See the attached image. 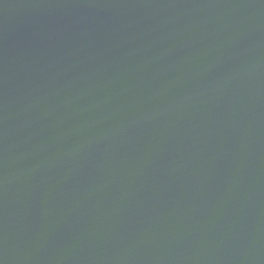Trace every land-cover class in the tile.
<instances>
[{
  "label": "water",
  "instance_id": "obj_1",
  "mask_svg": "<svg viewBox=\"0 0 264 264\" xmlns=\"http://www.w3.org/2000/svg\"><path fill=\"white\" fill-rule=\"evenodd\" d=\"M0 264H264V0H0Z\"/></svg>",
  "mask_w": 264,
  "mask_h": 264
}]
</instances>
